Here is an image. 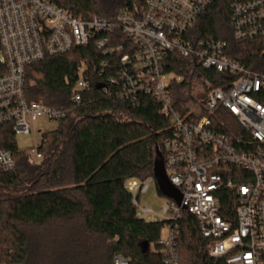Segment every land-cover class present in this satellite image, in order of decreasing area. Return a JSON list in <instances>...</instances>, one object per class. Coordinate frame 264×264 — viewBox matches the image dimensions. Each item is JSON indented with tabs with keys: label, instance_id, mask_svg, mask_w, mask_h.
<instances>
[{
	"label": "built area",
	"instance_id": "2783aa9c",
	"mask_svg": "<svg viewBox=\"0 0 264 264\" xmlns=\"http://www.w3.org/2000/svg\"><path fill=\"white\" fill-rule=\"evenodd\" d=\"M214 0H134L113 20L73 17L45 0H0V126L29 134L39 117L58 121L68 109H55L24 96L26 66L63 55L93 40L105 57L97 86L107 97L138 106L142 97L157 104L171 134L160 151L179 206L166 198L160 214L168 233L157 245L160 264H180L176 242L185 210L207 241L205 252L222 264H264V0H230L232 38L253 45L252 67L227 55L225 41L199 38L195 23ZM170 54L188 63L175 74ZM194 82L202 98H172L173 86ZM90 81L82 66L71 103L81 104ZM29 155L41 158L37 150ZM0 167H14L0 149ZM153 178L125 182L131 205ZM144 215L151 210L141 208ZM144 220V219H143ZM0 264H6L0 260ZM112 264H128L114 256Z\"/></svg>",
	"mask_w": 264,
	"mask_h": 264
},
{
	"label": "trees",
	"instance_id": "16d2710c",
	"mask_svg": "<svg viewBox=\"0 0 264 264\" xmlns=\"http://www.w3.org/2000/svg\"><path fill=\"white\" fill-rule=\"evenodd\" d=\"M45 1L76 18L97 16L107 21L134 4V0ZM229 4L230 0H214L195 23L196 32L199 38L225 41L228 57L252 67V43L232 38ZM104 58L92 40L25 68L27 101L69 111L55 130L42 134L39 160L18 149L9 125L0 126V149L14 160L12 170L0 167V260L6 264H112L114 256L128 264L161 263L157 242L165 222L138 218L124 185L131 178H153L155 148L162 150L171 126L149 97L132 107L101 93L96 83ZM169 58L175 74L188 67L177 54ZM82 66L90 87L81 104L74 106L71 95ZM186 79L173 86L175 101L187 98ZM178 224L180 264H222L206 254L207 241L185 210ZM45 228L51 229L46 236L38 234Z\"/></svg>",
	"mask_w": 264,
	"mask_h": 264
},
{
	"label": "rangeland",
	"instance_id": "374dc122",
	"mask_svg": "<svg viewBox=\"0 0 264 264\" xmlns=\"http://www.w3.org/2000/svg\"><path fill=\"white\" fill-rule=\"evenodd\" d=\"M2 57V53L0 51V58ZM189 95H196V99L199 100L202 98V93L198 88L197 84L194 82L191 84L188 89ZM187 96V97H188ZM29 134H16L14 135V142L18 149L25 152L28 155H33L32 151L35 150L37 145H39L41 141V136L44 133L51 132L56 129L57 121L50 120L46 117H39L35 121L31 122ZM138 208H136V215L138 218L144 219L146 221H157L160 222L161 219L158 216L163 208V206L168 203V200L158 194L156 185L154 181L151 182L149 190L143 194L138 195L137 197ZM141 208H146L151 210V213L144 215L141 211ZM51 229L45 228L43 231L38 234L42 236H46ZM168 233L166 223L162 226L159 237L160 239H164ZM152 249V246H151Z\"/></svg>",
	"mask_w": 264,
	"mask_h": 264
},
{
	"label": "water",
	"instance_id": "95a60500",
	"mask_svg": "<svg viewBox=\"0 0 264 264\" xmlns=\"http://www.w3.org/2000/svg\"><path fill=\"white\" fill-rule=\"evenodd\" d=\"M152 177L158 192L176 203L179 206L181 201V196L177 192V190L169 183L167 176L165 174L163 158L160 151L155 148L154 151V161H153V169H152ZM147 244H145V247Z\"/></svg>",
	"mask_w": 264,
	"mask_h": 264
}]
</instances>
